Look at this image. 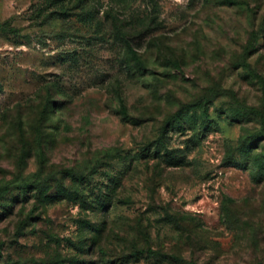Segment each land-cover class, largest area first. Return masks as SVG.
I'll use <instances>...</instances> for the list:
<instances>
[{
	"label": "rangeland",
	"instance_id": "obj_1",
	"mask_svg": "<svg viewBox=\"0 0 264 264\" xmlns=\"http://www.w3.org/2000/svg\"><path fill=\"white\" fill-rule=\"evenodd\" d=\"M0 264H264V0H0Z\"/></svg>",
	"mask_w": 264,
	"mask_h": 264
},
{
	"label": "trees",
	"instance_id": "obj_2",
	"mask_svg": "<svg viewBox=\"0 0 264 264\" xmlns=\"http://www.w3.org/2000/svg\"><path fill=\"white\" fill-rule=\"evenodd\" d=\"M124 46H125L127 54L130 56V59L137 65V67L140 70H144L145 69V65H144L143 61L137 55V52L134 49L133 44L129 40H125L124 41Z\"/></svg>",
	"mask_w": 264,
	"mask_h": 264
}]
</instances>
